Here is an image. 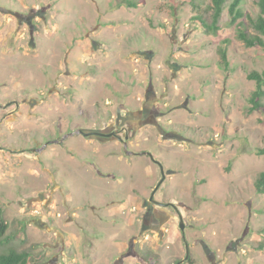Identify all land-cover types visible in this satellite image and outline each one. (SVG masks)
Returning <instances> with one entry per match:
<instances>
[{"label":"rangeland","instance_id":"rangeland-1","mask_svg":"<svg viewBox=\"0 0 264 264\" xmlns=\"http://www.w3.org/2000/svg\"><path fill=\"white\" fill-rule=\"evenodd\" d=\"M135 1L0 0V251L264 264V111L248 112L264 48L238 38L232 0L216 31L211 0ZM241 9L256 34L258 0ZM161 166L154 198L177 211L150 200Z\"/></svg>","mask_w":264,"mask_h":264},{"label":"trees","instance_id":"trees-1","mask_svg":"<svg viewBox=\"0 0 264 264\" xmlns=\"http://www.w3.org/2000/svg\"><path fill=\"white\" fill-rule=\"evenodd\" d=\"M194 9H199V0H187ZM229 0H211L212 22L206 25L214 31L218 29V22ZM243 0H232L229 5V13L232 16V23H237L238 38L242 40L248 47L264 48V0H258L260 12L256 18H251L250 22L256 34L251 33L245 26L243 21L239 19L243 16L241 3ZM129 6H138L139 3L135 0H123ZM201 20L200 16H196ZM238 21V22H237ZM221 56L225 64H227L226 49L221 50ZM248 78L256 82V88L252 91L249 97L248 112L264 111V71L259 72L254 70L248 74ZM264 153V149L262 150ZM256 190L259 193H264V172H261L255 182ZM9 225L2 216L0 210V239L6 234ZM30 255L26 251H19L15 247H9L0 251V264H29Z\"/></svg>","mask_w":264,"mask_h":264},{"label":"water","instance_id":"water-1","mask_svg":"<svg viewBox=\"0 0 264 264\" xmlns=\"http://www.w3.org/2000/svg\"><path fill=\"white\" fill-rule=\"evenodd\" d=\"M77 132L78 133H81V134H83V135H85V136H90V135H101V134H103L102 132H100V131H84L83 129H78L77 130ZM106 135H108V136H111L112 134H106ZM128 138V136H126V139ZM124 148H125V150H126V152L128 153V154H135L136 152H134V151H130L129 149H128V142H127V140H125L124 141ZM142 154H149V155H151L149 152H145V151H143V152H141ZM152 156V155H151ZM161 170H162V174H163V178L161 179V181L159 182V184H157V186L155 187V189L153 190V192H152V194H151V196H150V200L153 202V201H156L155 200V198H154V195H155V193H156V191L158 190V188L160 187V185L162 184V182L165 180V172H164V168L161 166ZM180 228L182 229V230H184V228H185V224H184V221H183V219H182V217H181V221H180Z\"/></svg>","mask_w":264,"mask_h":264},{"label":"flooded vegetation","instance_id":"flooded-vegetation-1","mask_svg":"<svg viewBox=\"0 0 264 264\" xmlns=\"http://www.w3.org/2000/svg\"><path fill=\"white\" fill-rule=\"evenodd\" d=\"M106 134H112L111 136H116L120 141L123 142V144H124V141L128 139V138L126 139V136H128V135H126V136H125V139H124V138H122L117 132L103 133V134H101V136L110 137V136H108V135H106ZM154 189H155V188H154ZM154 189H153V190H154ZM152 192H153V191H152ZM153 203H154V204H159V205H162V206H170V207L173 208L174 210H176V211L178 210L177 206H175V205L172 204V203L164 204V203L158 202L157 200H156V201H153ZM186 262H187L188 264H194L193 260L191 259L190 255H189V250H188V248H186V255H185V258L179 260L176 264H184V263H186Z\"/></svg>","mask_w":264,"mask_h":264}]
</instances>
